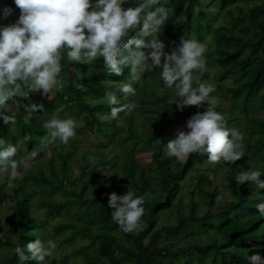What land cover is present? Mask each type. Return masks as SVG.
<instances>
[{
    "label": "trees",
    "instance_id": "trees-1",
    "mask_svg": "<svg viewBox=\"0 0 264 264\" xmlns=\"http://www.w3.org/2000/svg\"><path fill=\"white\" fill-rule=\"evenodd\" d=\"M137 2L127 0L124 7L135 6ZM160 3L170 9V17L157 33L165 51L171 52L182 38L208 45L206 71L195 73V80L215 85L211 94L217 95L215 110L224 115L230 128L244 134L245 155L234 164L215 165L224 169V187L229 197L217 199L220 186L206 153L192 154L186 161L165 155L168 140L179 131H187L188 118L203 111L206 105L200 109L178 108L182 98L176 96L174 89L161 92L159 69L146 72L140 81L133 82L127 68L122 75L109 74L103 58L91 64H78L70 62L65 54L60 73L63 87L54 91L47 101L32 102L44 105L42 115L39 110L29 113L25 106L32 103H27L24 97H15L9 101L11 110L0 109V113L16 117L15 125L4 124L0 118V139L14 144L22 158L47 136L42 126L45 121L53 116H81L83 124L79 130L92 133L97 140L95 159L89 161L90 150L81 151L77 159L81 183L77 189L67 191L63 183L69 178L68 158L73 152L57 141L51 146L53 154L45 161L49 175L38 168L22 179L12 178L10 192L0 186V205L11 198L17 227L14 239L9 233L1 235L4 240L0 237L1 245L12 248L0 264H22L14 253L17 244L23 246L44 238L45 222L32 213L36 187L46 194H73L58 201L39 198V203L45 206L47 216L60 214L72 205L77 207L71 212L76 219L59 222L54 231L70 229L69 235L88 239L79 248H91L85 251L84 264H250L249 256L254 252L264 258V217L256 207L264 203V189L255 183L240 185L236 181L237 174L248 169L260 170V180H264V117L254 115V110L264 109V0H160ZM5 7L11 8L13 15L20 12L14 0H0V26ZM10 23L9 18L6 25ZM132 35L145 42L151 39L139 33ZM228 78L231 84L224 86ZM126 83H132L135 96L126 97L120 91ZM107 92L114 93L121 104H136L133 112L119 114L117 119L121 123L111 122L107 112L98 114L95 110L98 106L103 110L111 108L106 100ZM59 102L55 115L46 114L49 105L55 107ZM134 112L144 116L147 132L132 127ZM238 113L243 114V121ZM175 124L181 128L168 129ZM122 130L126 135L122 138L120 154L114 156L109 149H101L111 144ZM69 142L73 144L75 139ZM137 144L149 150L148 163L139 161ZM54 155L58 167L54 165ZM114 157L119 159L120 176L112 177L113 182L108 186L106 174L101 170ZM251 157H256L253 163ZM205 162L206 168L199 170ZM188 175L193 183L185 203L183 188ZM128 190L145 197L146 227L138 233H124L112 220V209L107 206L108 194L123 195ZM68 257L53 258L50 264H66Z\"/></svg>",
    "mask_w": 264,
    "mask_h": 264
},
{
    "label": "clouds",
    "instance_id": "clouds-1",
    "mask_svg": "<svg viewBox=\"0 0 264 264\" xmlns=\"http://www.w3.org/2000/svg\"><path fill=\"white\" fill-rule=\"evenodd\" d=\"M127 0H14L20 10L18 20L0 26V109H10L9 101L15 97L27 98L24 90L38 91L47 97L63 87L60 73L61 61L65 58L78 64L95 63L103 58L109 74L122 75L129 70L133 82L140 81L144 73L159 69L163 82L161 92L174 89L182 100L178 108L204 107L191 115L187 131H179L175 138L168 140L165 155L178 161H186L195 153L207 154L210 164H234L244 155V134L228 126L224 115L217 112L216 100L211 98L214 84L195 80L194 74L206 71L208 45L194 39H181L171 52L165 51V44L157 38L165 21L170 17V9L160 0H138L135 6L124 7ZM12 9L5 7L3 16L11 15ZM133 33L150 36L145 42L134 38ZM142 49H148L144 51ZM195 84V87H194ZM120 91L127 97L135 96L132 83L121 86ZM111 106V118L116 119L121 112H131L134 102L121 104L112 92L106 93ZM29 113L44 111L43 104L32 103L25 106ZM4 124H16L15 114L0 113ZM30 120L26 119L25 123ZM47 136L41 144L17 160V147L0 139V175H20V169L28 170L35 159L48 146L59 141L67 145L76 137L81 127L74 118L51 117L43 123ZM261 171L248 169L236 176L238 184L255 183L264 189L260 180ZM145 197L128 190L123 195L108 194L107 206L112 209V220L124 233L140 232L146 225ZM264 217V203L256 205ZM7 228V226H6ZM8 230V229H7ZM3 235V233H0ZM57 245L53 240L36 238L14 249L22 262L35 261L44 264ZM250 264H264L258 252L249 256Z\"/></svg>",
    "mask_w": 264,
    "mask_h": 264
},
{
    "label": "rangeland",
    "instance_id": "rangeland-1",
    "mask_svg": "<svg viewBox=\"0 0 264 264\" xmlns=\"http://www.w3.org/2000/svg\"><path fill=\"white\" fill-rule=\"evenodd\" d=\"M20 12L18 15H11L7 16L1 21L2 26H5L7 24V20L10 18L11 23H14L18 20ZM79 68H76V71L79 72ZM231 84V79H226L224 81V86L230 85ZM26 90V89H24ZM264 90V89H263ZM29 95L27 98H25L27 103H32V102H44L47 101L51 98L52 93H50L47 97L43 96L40 92L38 91H32L27 89ZM211 98L217 99V95L213 94L211 95ZM61 102V99L59 100ZM60 102L56 104L55 107H52L49 105V109L46 112V114L50 113L52 115H55L57 112V109L60 106ZM52 108V110H51ZM98 114H105L107 112V115H109V118L111 122H118L121 123L123 122L121 119H113L111 118L110 112L111 108L108 110H103L99 106L95 108ZM133 112V111H131ZM43 112L39 111V114L42 115ZM106 115V114H105ZM241 121L244 120L243 114L238 113ZM254 115L264 117V109H260L258 111L254 110ZM65 118H74L78 122H80L81 126L83 124L82 117H75L71 115H64L61 117V119ZM131 125L133 128H136L138 131L141 132H147L148 129V123L145 120L144 116L142 114H139L138 112H134V115L132 116L131 120ZM80 128V127H79ZM78 130V133L76 132V137L75 142L71 144L70 142L67 145H64L65 148L71 149L72 150V155L71 157L68 158V163H69V170H68V180L64 181L63 185L67 191H71L72 189H77L79 187V184L81 183V177H80V168L78 166V161L77 159L81 155V151L83 149H88L92 152V154L89 157V161L93 162L95 159V154L97 152V140L94 137V135L90 132H87L86 130ZM180 129L181 125L175 124L170 126L168 129ZM80 131V132H79ZM126 135V131L122 130L118 136L115 137L114 141L109 144L107 147L101 148L102 150H110V154H113L114 156H117L120 154L122 151L121 149V143L122 138ZM72 140V139H71ZM56 143V142H55ZM54 144V143H53ZM49 145L47 150L41 152L39 156L35 159L33 162L32 166L28 170H24L23 168L20 169V175L13 177L11 175H0V186L2 187L3 190L6 192L11 191V180L12 178L14 179H22L25 176L29 175L30 173H35L37 172L38 168H41L42 171L46 174L49 175L50 170L49 167L46 165L45 161L47 160L48 156L50 154H53V151L51 149V146ZM22 150H25V147H21ZM136 155L139 158V161L146 164L150 160V154L149 150H145L141 148L140 144H137L136 146ZM17 160L21 158V155H16L15 157ZM250 162L253 163L256 159V157H251ZM118 157H114L113 161L110 163H107L104 168L101 170V172L106 174V180H107V185L110 186L111 183L113 182V178L118 179L120 176V169L118 166ZM54 165L58 167V159L54 155ZM215 168V181L219 184L220 186V193L217 195L218 200H225L229 196L227 194V190L225 189V180H224V169L223 167H216L215 165L210 164ZM207 166V163L205 162L199 170H204ZM97 173L94 175L96 176ZM185 186L183 188V202L188 201V191L191 188V185L193 183V178L191 175L186 176L184 179ZM73 194L66 192L65 194L61 192H55L53 194H46L45 192H41L36 187L35 194L33 196V210L32 213L37 217L42 219L45 222V226L43 228V235L44 241L47 240H53L57 247L56 249L53 250V253L51 256L46 257L44 264H50L51 259L53 258H59L62 255H68V260L66 264H84L83 256L85 254V251H90V247H86L84 250L79 249L80 246L84 245L87 243L88 239L84 236L81 235H69L70 229H60L58 231H54V226H56L59 222H64L68 221L69 219H76L72 216L71 212L77 207L75 205H72L68 210H63L61 211L60 214L54 213L53 215H45L44 212L46 210L45 206L39 203V198H49L51 197L54 201L62 200L65 198H71ZM14 217V210H13V201L11 198H7L5 201H3L0 205V226L2 227V230H0V233H9L10 237L14 239V231L16 230V224L13 220ZM7 226V228H6ZM8 229V230H7ZM1 237V235H0ZM2 238V237H1ZM4 240V238H2ZM11 247L8 246H3L0 244V261L11 252ZM36 264V262L34 263ZM122 264H128V263H122Z\"/></svg>",
    "mask_w": 264,
    "mask_h": 264
}]
</instances>
